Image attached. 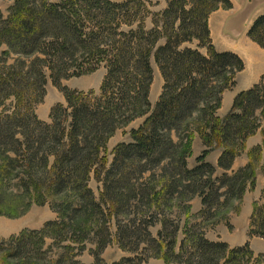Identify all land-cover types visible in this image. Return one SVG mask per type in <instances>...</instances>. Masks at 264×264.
Segmentation results:
<instances>
[{
    "label": "trees",
    "instance_id": "16d2710c",
    "mask_svg": "<svg viewBox=\"0 0 264 264\" xmlns=\"http://www.w3.org/2000/svg\"><path fill=\"white\" fill-rule=\"evenodd\" d=\"M12 1L8 15L0 9V215L50 203L57 219L0 239L5 258L85 264L78 257L90 240L91 264H261L249 243L231 247L206 236L210 222L230 226L226 210L256 187L258 168L264 173V142L234 169L264 118V74L219 115L245 63L215 48L209 17L233 2L167 0L155 11L146 0ZM248 36L264 48V14ZM153 63L164 79L154 106ZM101 67L99 91L63 87L67 104L53 107L49 122L38 116L49 79L61 86ZM144 116L110 163L115 131ZM197 136L203 150L191 167ZM214 151L216 164L208 160ZM196 198L201 209L193 215ZM253 207L249 234L264 237V190ZM113 243L127 256L108 263L102 252Z\"/></svg>",
    "mask_w": 264,
    "mask_h": 264
},
{
    "label": "rangeland",
    "instance_id": "374dc122",
    "mask_svg": "<svg viewBox=\"0 0 264 264\" xmlns=\"http://www.w3.org/2000/svg\"><path fill=\"white\" fill-rule=\"evenodd\" d=\"M116 2H122L125 0H114ZM148 2L153 3V7H151L155 11H160L166 8L167 0H146ZM236 8L234 12L230 14V18L235 21L242 23L243 19L250 18L252 15H257L258 13H264V0H237ZM13 5L12 0H0V9L4 12L5 15H8V9ZM221 8V7H220ZM147 27L152 28V18L150 17L147 20ZM213 40V39H212ZM198 42L194 41L191 45L189 44V48H196ZM5 49V47H0V54ZM201 51L205 54L206 49H201ZM154 68V78L151 87V102L152 105H156L157 100L162 94L164 79L160 72V69L156 63H153ZM106 74V69L101 67L97 71L85 74L79 77H72L69 79L63 80L61 86L55 85L51 79L48 80L46 85V96L42 103H40L36 111L38 116L44 121H51L50 119V111L53 107L58 104H67L65 94L63 92V87H68L70 89H76L81 91H99L104 76ZM239 74V73H238ZM264 74V73H263ZM260 81V80H259ZM259 83L256 82L255 85ZM224 98V97H223ZM147 116L137 118L133 122H131L127 126H123L118 128L113 136L110 138L108 142V156L110 163L113 162L114 159V149L121 142L129 143L131 141L130 132L132 129L138 128L145 120ZM264 118L261 120L260 128L257 130L255 134L250 136L246 141V147L251 138L260 134L263 135L264 142ZM262 133V134H261ZM203 149V143L198 136L194 139L193 142V156L189 160V164L191 167L195 166L196 157L200 155ZM248 149V148H247ZM246 149V151H247ZM249 151V150H248ZM245 153V152H244ZM243 153V154H244ZM216 154V153H213ZM211 155L212 161L216 164V160L213 159L214 155ZM242 154V155H243ZM248 155V152H247ZM239 159V158H238ZM249 159V157H248ZM237 161V160H236ZM234 164V169H238L242 166ZM244 166V165H243ZM263 176V177H261ZM90 187L97 195L100 194L101 185L94 179V177L90 181ZM264 190V173L260 168L257 169V181L256 187L254 189L249 188L244 195V198L233 204L226 211V217L229 220V224H225V222H220L218 225L210 222L206 226V236L208 239L213 241H222L227 242L231 247H239L243 246L246 243H249L255 255L262 256V263L264 264V237L260 236H250V219L253 213V204L256 201H260L262 192ZM201 209L200 199L196 198L193 202V215L197 213ZM57 214L53 211L50 203H46L44 205H38L33 203L30 209L16 218H10L5 215H0V239H8L11 236H16L20 232L25 229L31 230H39L44 227L45 223L56 220ZM182 226L185 224V216H181ZM198 222L200 220L198 219ZM159 227H155L152 231L154 234L158 232ZM182 238V235H180ZM52 241L50 239L47 240V245H50ZM87 250L81 253L78 259L85 264H91L94 262V256L92 254V250L96 249L97 246L93 241H88L86 243ZM53 246V245H52ZM127 256L125 252H123L118 245L113 243L108 246L103 252V259L108 262H117L123 257ZM0 264H28L23 260H11L9 258H5L3 252H0ZM150 264H178V263H166L162 259H151Z\"/></svg>",
    "mask_w": 264,
    "mask_h": 264
},
{
    "label": "crops",
    "instance_id": "0c3cea01",
    "mask_svg": "<svg viewBox=\"0 0 264 264\" xmlns=\"http://www.w3.org/2000/svg\"><path fill=\"white\" fill-rule=\"evenodd\" d=\"M231 1L233 2L232 9L221 7L214 11L209 17V27L215 48L221 52H233L238 54L245 63L244 70L237 75V84L235 88L226 91L224 94L223 105L219 110V115L222 117L231 109L235 96L241 91L253 88L264 73V48L248 36V30L255 18L264 13L252 15L250 18L243 19L242 23L238 22L236 24L235 21L230 18V14L234 12L237 0ZM261 144H263V135L261 136L258 134L251 138L247 145V151L237 159L236 164L240 166L246 165L248 163V150ZM212 154L214 155L213 159L217 162L219 151H214L209 155L208 160L213 163L212 157L210 158Z\"/></svg>",
    "mask_w": 264,
    "mask_h": 264
}]
</instances>
